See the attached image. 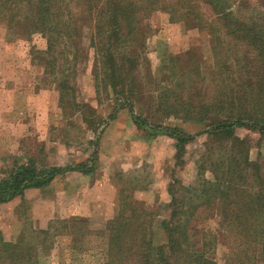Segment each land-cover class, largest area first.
I'll return each instance as SVG.
<instances>
[{
	"label": "trees",
	"instance_id": "1",
	"mask_svg": "<svg viewBox=\"0 0 264 264\" xmlns=\"http://www.w3.org/2000/svg\"><path fill=\"white\" fill-rule=\"evenodd\" d=\"M242 9L250 10L246 2L237 0H0V24L8 35L28 40L40 34L46 40V50L39 54L46 71L58 80L61 109L69 106L70 99L83 115L89 109L76 101L74 77L79 63L92 51L98 99L102 92L115 94L110 119L124 106L132 109L135 101L144 99V109L153 107L160 119L210 127V141L216 146L202 156L195 183L182 193L173 187L168 191L169 217L160 224L167 242L154 244L155 219L145 204L120 198L119 212L108 222L104 264H129L131 253L138 264H216L211 249L219 237L196 234L206 211L219 216L229 264L264 263V165L251 159L249 142L236 133L246 128L264 138V18H240ZM158 10L209 37L211 64L192 51L185 65L180 56L172 55L166 67L168 83L148 94L145 90L143 96L136 88H142L143 78L144 84H152L154 76L145 53L143 19ZM152 125L169 131L176 142L175 161L183 165L186 145L194 136L161 122ZM99 142L97 137L95 144ZM95 155L96 151L90 166L38 167L33 160L13 166L0 177V204L29 189L49 186L68 172L93 174Z\"/></svg>",
	"mask_w": 264,
	"mask_h": 264
},
{
	"label": "rangeland",
	"instance_id": "2",
	"mask_svg": "<svg viewBox=\"0 0 264 264\" xmlns=\"http://www.w3.org/2000/svg\"><path fill=\"white\" fill-rule=\"evenodd\" d=\"M237 1L250 8L242 9L240 18H264V0ZM143 30L149 72L154 76L152 84H144L143 78L136 93L142 91L144 96L145 90L148 94L157 85L168 83L166 67L172 55L180 56L181 65H185L190 62L187 53L192 51L211 64L209 37L172 21L167 12L148 15L143 19ZM46 46L40 34L17 39L0 24V177L28 160L38 167L90 166L96 151L95 170L88 176L68 172L49 186L29 189L23 196L0 204V264H104L108 222L117 216L120 198L125 197L152 211L154 244H165L160 224L169 217L168 191L173 187L182 193L184 187L195 183L202 156L216 146L210 141L209 125L160 119L153 107L144 109V99L135 101L132 109L124 106L110 119L115 113V94L102 92L98 99L92 51L79 63L74 77L76 101L89 109L84 115L76 111L72 99L61 109L58 80L46 71L39 54ZM142 66L144 77V62ZM158 122L194 136L186 145L183 165L175 161L176 142L169 131L152 125ZM236 133L249 142L251 159L264 165L262 135L246 128L236 129ZM210 174L208 179H212ZM219 222L215 211H206L197 223L196 234H217L219 242L212 247L211 257L216 264H229V249L219 233ZM199 240L196 238L198 244ZM130 256L129 264H138L135 254Z\"/></svg>",
	"mask_w": 264,
	"mask_h": 264
}]
</instances>
